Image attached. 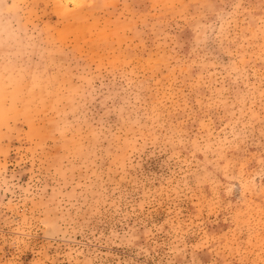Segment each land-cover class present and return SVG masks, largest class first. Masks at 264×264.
Returning <instances> with one entry per match:
<instances>
[{
    "label": "rangeland",
    "instance_id": "obj_1",
    "mask_svg": "<svg viewBox=\"0 0 264 264\" xmlns=\"http://www.w3.org/2000/svg\"><path fill=\"white\" fill-rule=\"evenodd\" d=\"M0 264H264V0H0Z\"/></svg>",
    "mask_w": 264,
    "mask_h": 264
}]
</instances>
